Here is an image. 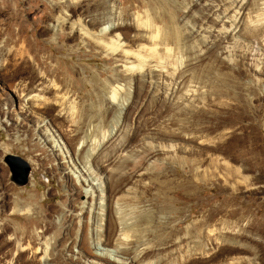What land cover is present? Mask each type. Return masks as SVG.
<instances>
[{"label":"rangeland","instance_id":"rangeland-1","mask_svg":"<svg viewBox=\"0 0 264 264\" xmlns=\"http://www.w3.org/2000/svg\"><path fill=\"white\" fill-rule=\"evenodd\" d=\"M236 1L0 0V264L40 233L67 264H116L88 238L104 228L112 251L117 209L140 262L264 264V39L226 20ZM37 121L64 158L34 140ZM9 156L30 165L26 185ZM83 156L103 211L70 172Z\"/></svg>","mask_w":264,"mask_h":264},{"label":"bare ground","instance_id":"bare-ground-1","mask_svg":"<svg viewBox=\"0 0 264 264\" xmlns=\"http://www.w3.org/2000/svg\"><path fill=\"white\" fill-rule=\"evenodd\" d=\"M247 1L241 0L239 2H237V1L232 2L230 4L231 10H233V8H235V10L238 9L239 13L234 12V15H232L233 13H230L231 16L226 17V20L228 19L229 22H231L232 24H236V22H240V21H242V23H245V24H249V25L251 24L255 28V29H253L252 34L254 36H257L259 38L262 37V39H264V28L260 30V27L264 26V0H253L252 2H251V0L249 2H247ZM227 5H229V4H227ZM57 6H59V5H57ZM59 7H61V6H59ZM227 12H229V11H227ZM231 27H234V25ZM240 28H242V27H240ZM246 29H247V27H246ZM235 32H233V33H235ZM237 39H238V37L233 35V36H231V39H230L231 41H229V43L234 45L236 41L237 42L239 41ZM258 44L259 43H256V46ZM261 44H263V43H261ZM232 48H233V46H232ZM257 51H258V49H257ZM256 53L257 52L253 53V55H255ZM2 67L3 66L0 63V71L2 70ZM28 100H30V99H28ZM29 110H31V106L27 103V101H25V105L21 108V113L27 114L26 111L28 112ZM45 126L46 125L44 124V122H40V121L36 122V126L33 129L34 136H35L34 140L37 141V144L39 146H41L43 149H45L47 152H49V154H50L49 156H52L54 158V157H56V154H57L56 152H59L62 155V157L64 158V151L66 150L67 147L64 144H62V142L54 139V136L52 134H50V132L48 131V129L45 128ZM48 142L51 143V147L47 146ZM84 143L85 142L81 143L83 147L86 144V143L85 144ZM94 144L96 145V143H94ZM100 144H102V143H100ZM96 147L98 148V145ZM91 148H95V147H91ZM95 151H97V150H95ZM88 152H90L89 154H91V155L93 154V151H91V150H89ZM67 153H69V152L67 151ZM79 155L81 156V154H79ZM92 164H91L90 158L83 156V157H80V159H77L76 164L72 163V165H73L72 169H74V171L76 173L73 172L72 169H70V168L69 169H70V172L72 173L73 176L75 174H77V176H74L77 183H82L85 186V189L83 191V195L85 196V198H87V201L91 206V209L94 206H98V208H100L102 210V207H104V202H105L106 197H105V191L102 188H100L98 183H100L103 178L98 173L97 169H95V167L93 166L94 164L93 165ZM98 169H100V168L98 167ZM96 182H98V183L96 184ZM96 190L99 192H96ZM119 201L121 202V199ZM124 213H121V210H119V209L116 210V215L118 216V219L122 225V231L120 234V238L117 240V244L115 245V247L113 248L112 251H109L106 249V246H108L107 245V239H106L107 234H106V230L104 228L101 231L98 229H94L93 232L90 233V236L88 238L90 246L93 249H97L100 252L103 251L102 255H100V254L98 255L99 257L105 258L104 257L105 255L108 257H111V258H108V257L107 258L109 260H113L116 264H136V263L137 264H148L146 262H140L142 259V253L141 252L136 253L133 257L128 255L130 249L127 248L128 244L125 243L124 236L126 235V229H128L131 226V223H130L131 220L126 219V214H128V212L127 213L124 212ZM64 215L69 216L70 213H67ZM102 221H104V219ZM38 239L40 241L39 246L36 249H34V248L31 249L30 244L27 243V245L24 244L26 246H23L20 239L18 241V239H16V236H15L14 240H16V242H15L16 250L13 252V254L9 260V264H17V260L15 259V257L17 256L16 254L19 252L27 251V250H30V253H32V255H35V258L39 259L43 264H67L66 261H68V260L70 261L72 259H73V261H77L78 258H76L74 255L71 256V259H65L64 257H62L61 247L58 246L59 244H57L56 241H52V238L47 237L43 233H40V234H38ZM19 242H21V243H19ZM64 249H66V248H64ZM68 258H70V257H68ZM0 259H2V258L0 257ZM74 264H76V263H74Z\"/></svg>","mask_w":264,"mask_h":264},{"label":"water","instance_id":"water-1","mask_svg":"<svg viewBox=\"0 0 264 264\" xmlns=\"http://www.w3.org/2000/svg\"><path fill=\"white\" fill-rule=\"evenodd\" d=\"M6 162L13 174V181L19 186L26 185L31 175V168L28 162L17 156H9Z\"/></svg>","mask_w":264,"mask_h":264}]
</instances>
